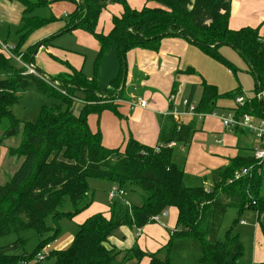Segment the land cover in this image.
<instances>
[{
    "label": "trees",
    "instance_id": "obj_1",
    "mask_svg": "<svg viewBox=\"0 0 264 264\" xmlns=\"http://www.w3.org/2000/svg\"><path fill=\"white\" fill-rule=\"evenodd\" d=\"M6 1L19 3L23 8L20 37L12 48L13 55H21L28 62L30 54L52 38L82 30L98 43L95 66L114 46L119 69L111 81V90H99L94 78L72 68L71 74L53 79L59 83L54 88L15 68L10 58L0 52V72L5 75L0 78V123L7 131L20 127L23 130L22 142L9 149L11 155L22 158L21 163L9 180L0 185V237L32 230L38 239L30 254L24 252L22 239L0 246V264H42L47 259H52L53 264H111L119 256L115 249L106 247L112 232L123 226L139 231L159 223L169 209H174L176 215L167 241L156 252L133 244L122 255L120 264H141L144 258L148 259L147 264H238L242 256L239 237L231 229L220 236L221 224L231 207L239 215L246 210L264 215V196L260 195L264 188V164L257 166L252 154L234 159L231 165L214 171L210 186L205 187L203 178L185 173V158L174 152L175 146L190 143V125L167 115L160 120L155 147L141 145L129 137L121 147L108 148L102 142L101 132L89 128L87 118L96 116L98 120L103 112L121 117L117 106L126 101L120 89L125 79L126 53L133 49L157 51L166 37L194 41L204 54L231 71H235L233 66L218 49L221 45L233 47L247 62L256 90L264 89V42L259 27L230 29L231 0H147L158 6L144 4L140 9L130 8L126 0H69L73 8L64 15V26L51 39L36 42L23 54L22 46L28 36L57 20L53 16L29 14L61 0ZM107 2L120 5L122 12L111 17L110 29L104 33L97 31V24ZM29 89L52 102L40 109L35 121L23 122L11 109L18 104L19 93ZM77 90L84 94L83 98L76 97ZM175 91L173 85L170 96ZM217 96L214 86L203 83L195 112L212 113ZM75 100L82 105L77 115L71 110ZM237 107L236 117L247 114L264 119V102L252 99ZM243 168L250 169L249 175L227 183ZM89 179L106 181L121 190L120 199L129 187L143 195L142 203L132 206L117 201L118 195L108 198V211L87 217L67 248L51 249L50 244L59 234L57 221L71 220L91 205L87 201ZM66 204L71 210L60 211ZM260 227L264 233V222ZM41 250L43 258L38 259ZM159 251H163L162 259L158 258Z\"/></svg>",
    "mask_w": 264,
    "mask_h": 264
},
{
    "label": "crops",
    "instance_id": "obj_2",
    "mask_svg": "<svg viewBox=\"0 0 264 264\" xmlns=\"http://www.w3.org/2000/svg\"><path fill=\"white\" fill-rule=\"evenodd\" d=\"M126 2L128 3V0H126ZM109 8L107 12L102 11L98 19L97 28L98 30L102 29L101 31L104 33L108 32L110 29L111 17L121 13V10L119 12L116 10L118 9L117 7L113 9L115 12H111ZM50 24L53 26L52 23ZM51 26L45 29L43 33H47L46 35L54 34L62 28ZM228 27L233 30L244 27H259V34L262 38V42H264V0H231ZM105 29L108 30L105 32ZM83 33L86 32L74 30L71 33L65 34L76 36L75 39H77L78 44L85 45L90 52L95 55L91 66L92 73L88 78L95 79V83L99 90H111V81L116 77L119 66L117 67L116 74L108 80L103 87L99 86V69L105 60L106 53L95 66L99 49L98 43H93L91 40L89 42L86 37L79 35ZM111 48V50H114L113 46ZM26 49L27 48H22L21 53L24 54ZM54 49H56V47L51 43L37 47V49L30 54L28 63L32 62L37 71L48 78L53 75L58 76V74L61 73L60 71H65V69L54 67L52 60L60 58L57 57V55L60 54V56L63 55V57H65L63 61L69 68L81 70V72H83L82 68L85 62L82 57H80V54L70 49H68L69 51L64 49L63 51L70 52L71 62H69L66 60L67 55L63 53H58L56 51L57 53L54 55ZM233 49L226 50L225 54L220 49H218V52L221 51L224 55L222 56L235 67V69L238 67L241 70L237 74H235V71H231L226 66L224 67L221 63L204 54L195 43L179 37L163 38L157 51L144 49H133L128 51L125 55L126 71L124 82L120 86L121 93L123 99L130 102L134 101L137 97L142 98L146 102V108L142 109L135 107L130 110L128 104L121 102L119 106H117L121 117H116L110 113L112 116L110 118L105 112L99 115L96 122L98 123L97 128L102 135L103 144L108 148H119L131 137L141 145L155 147L160 130V120L167 115H171L170 113L176 112L178 120L183 124L190 125L192 129L190 143L186 146L179 147V149L185 153V156H183L185 158L184 171L191 177L203 178L204 186H210L211 176L214 171L231 165L234 159L251 156L253 149L258 145V141L253 133L239 128H224L219 119V116L223 115H236L235 112L238 107L235 103V99L237 97H242L244 102L252 99H256L258 103L264 102V89L259 91L256 90L255 77L249 72L247 62L236 49H234L235 51L233 52ZM0 52L5 54L4 51ZM42 55L50 57L51 62L46 59L43 60ZM49 69L54 71L50 72ZM44 70H48L50 73H46ZM188 70L192 72L190 73ZM66 74L68 73H65V75ZM203 83L214 86L218 94L213 102V112L205 114L203 117L187 115L185 113L186 107L182 104V101L188 100L190 105L196 106L200 100ZM173 85H175V95L170 96ZM148 89H152L154 92H150ZM103 116L105 120L110 122V132H104V126L102 125ZM251 117L255 123L261 120L258 117ZM174 118L177 119L176 117ZM19 162L20 160L18 159L17 166ZM175 215L176 212L174 209H169L163 215L167 217L166 224L164 225L167 234L162 238L163 243L161 245L167 241L168 231L174 227ZM254 218L257 223H254L252 226L253 237L247 264H264V233H262L260 227L261 223L264 222V215L259 216L254 212ZM156 224L159 223L146 225L139 230V239L144 232H155L153 227H155ZM246 224L247 223L243 220L239 221L240 226H245ZM162 225L163 223L161 226ZM257 237L259 238L258 245L256 244ZM108 245L112 247L111 242H109ZM121 257L118 256L114 262L120 264Z\"/></svg>",
    "mask_w": 264,
    "mask_h": 264
},
{
    "label": "rangeland",
    "instance_id": "obj_3",
    "mask_svg": "<svg viewBox=\"0 0 264 264\" xmlns=\"http://www.w3.org/2000/svg\"><path fill=\"white\" fill-rule=\"evenodd\" d=\"M144 4L150 7L158 6L157 3L153 1H147V0H143V1L142 0H128V3H127V5L130 8L133 7L132 9L134 8L140 9ZM115 6L118 9H116ZM72 7H73V3H71L69 0H61V1L54 2L44 8H39L31 12L29 16L33 15V16H38L42 18L53 16L57 19L54 23H52L53 26H55V28L63 27L65 24L64 15L65 13L67 14L71 10ZM108 8L111 12H115L113 10L114 8L118 12L120 10L122 12V8L120 5L110 3V2L106 3L102 11L107 12ZM22 9L23 8L19 3L8 2L6 0H0V42H1V46L5 45L8 48L7 49L8 52L6 51L7 52L6 55L8 59L10 58L15 68L19 70H24L26 71L27 74H30L24 68V65H27L29 63L24 61L23 58H20L21 55L16 56V55H13L14 53L12 52V48L16 45L20 37L19 29L21 28V24H22V20H21L23 16ZM102 11L100 15L102 14ZM50 26L51 24L30 34L28 38L26 39V41L24 42L22 48L23 49L28 48L30 45L34 44L38 40L52 37L53 33L50 35H46L47 33H43L45 29H47ZM101 30L102 29L98 30L97 28V31H101ZM107 30L108 29H105V32ZM65 35L57 36L50 40L49 43H51L54 47H56V49L53 50V54L55 55V53L58 52V53H63L64 55H67L66 60H68L69 62H71L70 52L63 51L64 49L65 50L70 49V50H73V52L80 54L81 55L80 57H82V59L85 62L82 68V71H83L82 74L86 77H90V74L92 73L91 66L94 61L95 55H93V53L90 52V50L85 45L78 44L77 39H75L76 36H70V35L65 36ZM79 35L86 37L89 40V42L91 40L93 43L97 44L96 40L90 34L83 33ZM111 49L112 48H110L106 52L105 60L103 64H101L100 69H99L100 75L98 77V85L101 87H103L106 84V82L110 80L116 74V70L118 67L119 62L117 60V51L115 52L116 48L113 46L114 50H111ZM219 49L225 54L226 50L233 49V48L229 46H221ZM221 51L219 52L221 55H223ZM234 51L235 50L233 49V52ZM57 57H60L61 59L60 58L53 59L52 64L56 68L60 67L61 69H65V71H60L61 73L58 75L63 76L65 75V73L71 74L70 68L63 61L65 60V57H63V55L60 56V54H58ZM42 58L43 60L46 59L49 62H51L50 57H48L47 55H42ZM30 64L34 66L32 62H30ZM233 68L235 70V74L241 71L238 67H237L238 69L237 68L235 69V67ZM34 69H36L35 66H34ZM44 71L46 73H50L54 70L49 69L50 72L48 70H44ZM32 75H35V74H32ZM56 77L57 75L55 76L53 75L49 79H54ZM0 78H4V75L0 74ZM149 91L154 92L152 89ZM75 94L77 98L84 97V94L78 90L75 92ZM51 102L52 101L48 97H46L44 94L37 92L35 90L29 89V90L22 91L19 93L18 104H14L11 110H12L13 115L18 120L23 121V122H33L36 120V117L40 109L43 106H49ZM81 106L82 105L80 101L75 100L71 107L72 113L74 115H77L79 113ZM105 114L108 115V117L110 118L112 117L111 114L108 112H105ZM96 119H97L96 116H89L87 118L88 126L92 130L98 129L97 128L98 123L96 122ZM102 119H103L102 125L104 126V132L105 133L110 132L111 131L110 122L108 120H105L104 116ZM12 130L13 129H10L7 131V127L3 123H0V185H3L5 182L9 180V178L11 177L13 172L18 168L22 160V158H18L16 156L10 155L9 149H14L18 147L19 144L22 142L23 130H22V127H20L18 130L16 129L17 130L16 133L7 135L8 132ZM179 147H180L179 145L174 147L175 154L178 155L179 157L185 156V153L182 150H180ZM18 159L20 160V162H19V165L17 166ZM88 184L91 190L87 198V201L88 202L91 201V205L89 206L88 209L76 215L71 220L63 218L57 221L56 225L59 228V234L56 240L50 244L51 249H61L62 250V249L67 248L71 242L70 239H72V237H74L75 234L77 233L79 229V225L87 217L95 213H106L108 211L109 202H110V200L108 199V193L113 189V185H111L110 183L106 181L94 180V179H89ZM190 185H197V183L196 184L191 183ZM260 195L264 196V188L261 189ZM120 197L121 196H117L115 199H117V201L123 200L124 203L130 204L132 206H139L142 203L143 195L137 191H132V189L127 187L124 190V196L121 199ZM70 210L71 208L68 204H66L62 209H60V211H65V212L70 211ZM240 220L245 221L247 224L245 226H240L239 225ZM166 221H167V217H160L159 224H156V226L153 227L155 232H151V233L144 232L140 239L138 237L139 235L138 230H136L135 228L128 227V226H123L115 230L114 232H112L111 237L108 240V242L112 243V247L108 245L109 243L106 245V247L115 249L117 252H119L120 257L124 254L125 250L131 248L133 244H137L140 248L147 249L149 252H156L160 248V245L163 243L162 238L164 237V235L167 234V231L164 229V225L166 224ZM162 223L163 225L161 226ZM254 223H257V222H256V219L254 218V212L252 210L244 211L241 215H239L237 212V209L234 207H231L227 209L223 217V221L221 224L219 234L220 236H223V234L227 230L231 229L233 234L239 236V240L242 245V256L238 260L239 264H247L249 261L251 241L253 237L252 226ZM17 239L25 240L24 252L26 254H30L38 244V239L32 230H23L17 234H10L7 236L0 237V246H6L8 244L14 243ZM256 244L257 245L259 244L258 237L256 239ZM41 252L42 250L39 253ZM162 257H163V251H159L158 258L162 259ZM43 261L44 262L42 264H53L52 259H47ZM147 262H148V259L144 258L141 264H147ZM111 264H119V263L113 261ZM128 264H135V262L131 261Z\"/></svg>",
    "mask_w": 264,
    "mask_h": 264
},
{
    "label": "built area",
    "instance_id": "obj_4",
    "mask_svg": "<svg viewBox=\"0 0 264 264\" xmlns=\"http://www.w3.org/2000/svg\"><path fill=\"white\" fill-rule=\"evenodd\" d=\"M0 49L4 51L5 53L8 52V48L3 45L1 46L0 42ZM7 51V52H6ZM24 68L27 70L28 73L30 74H35L37 77L40 79L44 80L48 84H50L54 88H58L59 83L53 79H49L43 74H40L36 69H34V66H32L30 63L27 65H24ZM40 74V75H39ZM124 103L128 104V107L130 110L134 109L135 107L138 108H146V102L142 98H135L134 101H123ZM235 103L238 106H242L244 103V99L242 97H237L235 99ZM182 104L186 107L185 113L190 116H196V117H203L205 114L201 113H196L195 112V107L193 105H190L187 100L182 101ZM172 116L178 118V115L176 112L170 113ZM219 119L221 121V124L224 128H232V129H244L248 130L251 133L254 134L255 138L258 141V145L253 149V159L256 163L257 166H260L264 164V120H260L259 122L255 123L252 120V117L250 115H242L240 117H236L235 115H223L219 116ZM174 144H168V147L173 146ZM158 149H156L157 151ZM250 169L249 168H243L240 171L236 172L231 179L228 180L227 183H230L232 180H237L242 176L249 175ZM123 192L121 190H117L116 188H113L109 193H108V198L112 199L115 195L121 196ZM48 247V246H47ZM43 256L39 253L38 254V259H42Z\"/></svg>",
    "mask_w": 264,
    "mask_h": 264
},
{
    "label": "water",
    "instance_id": "obj_5",
    "mask_svg": "<svg viewBox=\"0 0 264 264\" xmlns=\"http://www.w3.org/2000/svg\"><path fill=\"white\" fill-rule=\"evenodd\" d=\"M193 43H195L194 41H192ZM39 72V71H38ZM40 74H42L41 72H39ZM16 129H13L12 131H10V132H8V134L7 135H11V134H14V133H16Z\"/></svg>",
    "mask_w": 264,
    "mask_h": 264
}]
</instances>
